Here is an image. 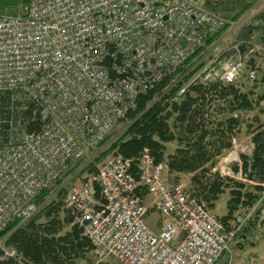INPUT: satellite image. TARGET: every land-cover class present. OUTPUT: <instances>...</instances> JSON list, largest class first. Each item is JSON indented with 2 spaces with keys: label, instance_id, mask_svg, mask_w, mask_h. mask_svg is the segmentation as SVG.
I'll use <instances>...</instances> for the list:
<instances>
[{
  "label": "built area",
  "instance_id": "obj_1",
  "mask_svg": "<svg viewBox=\"0 0 264 264\" xmlns=\"http://www.w3.org/2000/svg\"><path fill=\"white\" fill-rule=\"evenodd\" d=\"M225 25L196 0H29L17 14L0 12V232L29 220L44 189ZM261 52L251 40L229 42L192 81L233 82ZM63 208L95 256L121 264H234L231 244L250 214L227 229L169 182L148 148L135 163L106 156L67 188ZM0 250L14 255L3 239Z\"/></svg>",
  "mask_w": 264,
  "mask_h": 264
},
{
  "label": "trees",
  "instance_id": "obj_2",
  "mask_svg": "<svg viewBox=\"0 0 264 264\" xmlns=\"http://www.w3.org/2000/svg\"><path fill=\"white\" fill-rule=\"evenodd\" d=\"M19 1L27 3L29 0H9L0 5V12L16 14L14 3ZM9 7V11L4 10ZM256 17L264 19V9ZM226 27L227 24L224 29ZM260 30L256 40L264 44V26ZM222 31L210 36L194 56L138 98L134 108L127 112L129 122L122 134L100 156L112 150L135 163L139 151L146 147L156 162L166 161L170 173L190 174L192 195L204 201L210 210L215 208L219 196L226 190V213L219 221L227 229L244 220L251 211L238 236L261 211L257 202L264 185V123H260L255 115L252 122L245 123L252 133L253 148L249 157L241 156L242 173L254 182L252 189L242 182L221 178L212 172V168L220 149L228 147L231 137L239 131L243 123L242 112H249L259 101H264V92L258 95L253 90L257 83L264 82V75L260 80H251L254 83L249 87L240 83L238 77L230 83L192 81L207 64L202 58ZM246 68L255 71L256 64L250 61ZM183 87L185 90L180 94ZM7 101L8 95L0 94V117L4 115L2 107ZM253 122L257 125L251 128ZM169 141H176L177 147L174 153L165 156L164 144ZM104 143L106 138L97 147ZM78 161L71 163L66 171H71ZM61 177L54 183L59 184ZM49 190L44 189L36 198L38 207ZM59 190L64 192L63 187ZM61 194L58 196L61 199L40 205L29 220L12 222L0 232L3 246L14 250L11 257L3 256L0 250V264H79L83 259L92 258L93 247L71 223L63 208ZM61 209L65 212L63 218L59 216Z\"/></svg>",
  "mask_w": 264,
  "mask_h": 264
},
{
  "label": "rangeland",
  "instance_id": "obj_3",
  "mask_svg": "<svg viewBox=\"0 0 264 264\" xmlns=\"http://www.w3.org/2000/svg\"><path fill=\"white\" fill-rule=\"evenodd\" d=\"M8 1L9 0H0V5ZM196 1L204 3L206 6L212 8V10L219 13L225 19L227 24V27L219 34L218 39L215 40V42L211 47L210 46L208 47L209 49L205 52L202 58L203 61H207L208 63L211 60L219 57L225 45L232 41L251 40V42L260 44L262 45V47H264V44L257 42L256 40V38L259 36L261 32L260 30L261 26H264V19L256 17L259 14V12L262 9H264V8H260L262 0H196ZM27 3L25 2L23 3L22 1L15 2L14 4L16 5L14 6L16 7V9H14V13L16 12L17 14L24 6L27 5ZM8 9H10V7L4 10L9 11ZM252 62L256 64L255 78L260 80L262 75H264V52L258 53ZM247 71H248L247 68H243L238 75V79L240 83H243L246 87H249L250 85L252 86L254 82L249 81L247 79ZM253 90L258 95L264 92V82L257 83V85L253 87ZM254 115L259 119L260 123H264V101H259V103L255 105L253 110L249 112H242L243 123L241 124L239 131H237L236 134L233 137H231L230 145L228 147L220 149L219 153L216 155V162L214 164V167L212 168V172L218 173L221 178H230L235 182H242L248 187V189H252L254 182L247 179L245 174L242 173L241 156L244 155L249 157L253 148L251 142L252 133L246 129L245 123H250V121L252 122V117ZM128 122L129 120L126 114L110 130L109 134L106 136V143L88 151L86 155H84V157L81 158L72 167L71 171L68 172L66 171L67 172V173L65 172L66 174L64 173L65 175L61 177V181L59 184L53 183L49 187L50 190L46 195V197H44L45 200H43L41 204H39V207L40 205H45L50 200L55 199V201H57L61 199L60 197H58L59 194H61V192H62L61 195L63 197L65 194L64 192L67 190V188L70 185L81 182L87 173L96 170V168L101 164V162L103 161V159L106 158V156H108L111 153H114L112 150H110L104 156L102 157L100 156L102 154V151L105 150L106 148H109L111 146L110 145L111 142L122 134ZM256 125L257 122H253L251 128H254ZM164 146L165 148L163 154L166 156L174 153L177 147V142L169 141L165 143ZM145 148L146 147H143L139 151L138 156ZM161 162H163L165 165V171L169 179V182L172 184L180 183L184 187H186L187 190L191 193V188H192L191 187L192 184L190 180L191 175L186 173L185 174L170 173L166 161L165 162L161 161ZM60 187L64 188V192L59 190ZM194 198L202 202L206 206V203L204 201L199 200L196 197ZM227 199H228V194L227 191L225 190V192L219 196V199L216 202L217 207L215 206L213 210L212 209L210 210L207 206L206 208L210 213H212L215 217L219 219L226 213ZM257 203L259 204V208L261 209V211L260 213H258V216L256 218L258 219H260L261 217L264 218V185H262V190L260 191V198ZM64 213L65 212L62 209L59 211L60 218H63ZM159 220L160 217L155 212L150 213L146 217V222L151 227H155L157 221ZM252 222L256 223L254 219L252 220ZM252 237L253 236L249 237L250 241L252 240ZM232 244H231V250L233 254ZM106 263L121 264L120 262H118L117 260L111 257L101 260L100 258L95 256L93 249H92V258L86 260L83 259L80 261L79 264H106Z\"/></svg>",
  "mask_w": 264,
  "mask_h": 264
},
{
  "label": "crops",
  "instance_id": "obj_4",
  "mask_svg": "<svg viewBox=\"0 0 264 264\" xmlns=\"http://www.w3.org/2000/svg\"><path fill=\"white\" fill-rule=\"evenodd\" d=\"M254 220L232 244L234 264H264V218ZM215 264H226L225 256Z\"/></svg>",
  "mask_w": 264,
  "mask_h": 264
}]
</instances>
